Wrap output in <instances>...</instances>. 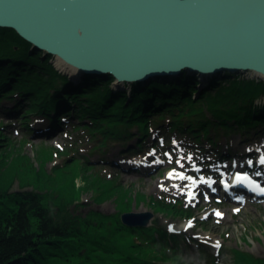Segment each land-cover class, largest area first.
<instances>
[{
    "label": "trees",
    "instance_id": "16d2710c",
    "mask_svg": "<svg viewBox=\"0 0 264 264\" xmlns=\"http://www.w3.org/2000/svg\"><path fill=\"white\" fill-rule=\"evenodd\" d=\"M54 58L16 30L0 27V101L21 92L31 104L19 103L8 111L11 117L21 115V120L35 112L46 115L52 124L42 134L62 127L65 122L61 118L74 117L81 122L75 129L82 127L93 137L102 134L101 143L95 145L100 150L112 139L131 140L135 134L130 127L134 124L141 129L138 135L142 140L148 132L149 115L157 116L154 122L163 126L160 122L170 114L168 127L191 129L194 136H209L214 128H223L227 133L244 132L264 124V81L255 78H231L224 83L216 79L209 86L216 92L213 96L209 88L202 87L204 82L198 75L189 73L118 89L111 75L88 74L73 82L55 66ZM198 91L201 95L194 98ZM29 122L24 121L27 131L35 132ZM141 146L139 142L137 147L128 148L135 152ZM52 152L38 151L41 166L37 169L22 154L14 155L5 166L11 178L10 182L0 183V264H191L184 258L189 254L180 247L183 235L170 233L156 223L145 227L123 222L122 214L132 210L133 198L115 177L99 182L96 172L87 174L98 181L92 189L97 202L116 196V213L104 214L95 209L84 215L71 212L69 207L79 200V192L73 189L66 193L51 183L65 178L73 185V176L79 172L72 173L66 164L67 168L58 173H46L43 162ZM88 160L80 157L70 163H82V168L90 171L96 166ZM18 174L24 177L19 179V188L13 190ZM135 199H148L146 204L157 212L171 215L179 211L192 216L176 200L146 198L141 193ZM247 263L264 264V258L250 255Z\"/></svg>",
    "mask_w": 264,
    "mask_h": 264
},
{
    "label": "rangeland",
    "instance_id": "374dc122",
    "mask_svg": "<svg viewBox=\"0 0 264 264\" xmlns=\"http://www.w3.org/2000/svg\"><path fill=\"white\" fill-rule=\"evenodd\" d=\"M53 63L62 73L67 74L60 69L62 66L57 58H54ZM241 77L252 79L244 74L206 79L198 75V79L204 82L203 88H209L216 79L224 83L231 78ZM81 78L76 80L71 77L76 83ZM115 86L121 89L129 85ZM208 90L212 96L216 94L212 88ZM200 95L198 91L194 98ZM11 96V99L3 98L0 101V134L3 136L0 144L5 143L0 146L1 184L10 182L8 179L11 177L6 175L5 166L14 155H26L28 162L37 169L41 166L38 151L52 149L54 154L43 162L46 173H58V170L67 168L64 166L66 164H69L68 170L72 173L79 172L73 176V185L65 178L54 179V183H51L57 188L62 187L66 193H71L73 189L79 192V200L76 199L69 207L74 214L84 215L93 209L104 214L116 213V196H110L102 203L92 196V189L97 187V179L100 182L104 178L115 177L117 183L127 188L133 198V208L127 212H149L152 216L141 226L149 227L156 223L165 226L170 233L183 235L180 247L189 254V257L184 254V258L191 264H248L250 255L264 258V197L253 198L247 195L237 200L236 197L246 190L237 189L235 193H228L218 183L219 179L233 174L236 166L255 174L264 173V165L259 163V156L264 155V124H257L244 132L234 130L227 133L223 128H214L209 136H194L191 129L175 130L168 127L172 117L170 114L160 122L163 126H157L158 123L154 122L157 116L154 118L149 115L148 132L142 140L139 138L141 129L134 124L130 127V131L135 134L131 140L112 139L106 148L96 150L95 145L101 143L102 134L93 137L82 127L75 129L81 122L74 117L64 118L65 124L62 127L47 134L42 133L51 127L52 121L46 115L35 112L24 120H21V115L11 117L9 108L19 103L31 104L19 91ZM204 103L206 106L207 103ZM24 121H30L35 132L27 131ZM139 142L142 146L133 152L130 148L137 147ZM80 157L83 160L89 159L88 163L96 167L87 171L82 168V163H70ZM248 160L253 163L249 164ZM93 172L98 174L95 176L97 179L91 178ZM87 174L91 176L87 177ZM21 176L18 174L13 178V190L19 188V179L24 177ZM189 176L194 177V180H189ZM201 176H214L216 182L213 186L200 184ZM212 189H215L214 194ZM138 192L146 198L150 196L167 202L176 200L192 216L188 217L179 211L171 215L154 211L146 204L148 199L136 201ZM192 192L195 196L191 195ZM205 194L207 199L204 198ZM78 201L81 203L77 204ZM234 208L236 211H233ZM217 210L222 215H215ZM174 226L182 227L178 229Z\"/></svg>",
    "mask_w": 264,
    "mask_h": 264
},
{
    "label": "water",
    "instance_id": "95a60500",
    "mask_svg": "<svg viewBox=\"0 0 264 264\" xmlns=\"http://www.w3.org/2000/svg\"><path fill=\"white\" fill-rule=\"evenodd\" d=\"M0 27L55 56L74 79L114 85L186 73L264 81V0H0ZM123 222L152 216L127 212Z\"/></svg>",
    "mask_w": 264,
    "mask_h": 264
},
{
    "label": "snow or ice",
    "instance_id": "6c2138e0",
    "mask_svg": "<svg viewBox=\"0 0 264 264\" xmlns=\"http://www.w3.org/2000/svg\"><path fill=\"white\" fill-rule=\"evenodd\" d=\"M154 151V150H153ZM249 151H252V149H249ZM190 160L192 159L191 157V154H189V157H188ZM249 164L253 163L252 160H248L247 161ZM259 163L261 165H264V155H260L259 156ZM173 171H175V169H173ZM171 174V173H169ZM181 175H183V173H181ZM261 175H264V173H261ZM189 180H194V177L192 176H189L188 177ZM202 181H204L205 183H208V184H211L212 182V177H204V176H201L200 178ZM251 181L253 184H256L258 186V190L261 191V192H264V186H259L260 185V181L259 180H252V177L250 176V174L246 171H241V172H238L236 174V183L239 184L241 181ZM224 186L225 187H231V185H229L228 181L225 180L224 181ZM183 190V189H182ZM213 191H215V189H212ZM192 196H195V193L192 192L191 193ZM205 199L208 198L207 194H205L204 196ZM237 200H242V197L240 196H237L236 197ZM233 211H236V209L234 208ZM215 215L219 216V215H222V213H220L218 210L215 211ZM189 223H191V221H189Z\"/></svg>",
    "mask_w": 264,
    "mask_h": 264
},
{
    "label": "bare ground",
    "instance_id": "6f19581e",
    "mask_svg": "<svg viewBox=\"0 0 264 264\" xmlns=\"http://www.w3.org/2000/svg\"><path fill=\"white\" fill-rule=\"evenodd\" d=\"M62 63H63V62L60 61V65L62 66V68L66 69L67 66H66V65H63ZM236 169H238V170H236L234 174H231V175L228 176V178H227V177L225 178L228 182H230V183H234V182L236 181V174H237L238 172H241V170H239V168H236ZM251 177H252V176H251ZM252 180H256V179L252 177ZM257 180H258V179H257ZM255 185H256V184H255ZM260 185H261V184H260ZM239 196L241 197V196H243V195L240 194ZM174 227H177L178 229H181L182 226H174Z\"/></svg>",
    "mask_w": 264,
    "mask_h": 264
}]
</instances>
